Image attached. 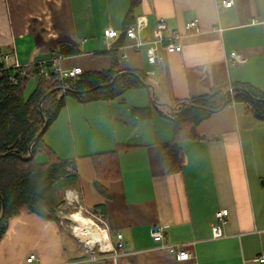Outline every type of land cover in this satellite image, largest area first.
Instances as JSON below:
<instances>
[{
  "label": "crops",
  "instance_id": "obj_1",
  "mask_svg": "<svg viewBox=\"0 0 264 264\" xmlns=\"http://www.w3.org/2000/svg\"><path fill=\"white\" fill-rule=\"evenodd\" d=\"M224 1L140 0L133 7L132 0H0V61L9 54L10 65L18 59L50 70L49 57L59 54L62 69L106 72L116 65L120 72L144 73L148 85L109 101L69 97L44 137L58 158L78 162L80 178L66 190L65 204L78 197L85 213L104 222L98 227L117 252L96 255L100 245L86 246L75 234L70 208L62 206L60 221L28 212L12 217L0 242V264H262L264 122L235 101L202 121L196 138L180 142V170L168 173L162 158V146L174 138L166 115L177 101L221 85L231 91L236 83L264 92V0H232L229 8ZM139 17L147 21L141 39H158L157 22L164 18L168 35L182 36V51L163 50L162 60L150 64L147 46L136 48L125 34ZM193 22L197 28L186 32ZM108 28L120 36L106 39ZM233 51L246 62L230 60ZM37 84L32 75L26 98ZM116 150L121 177L102 182L104 195L92 157ZM223 209L229 215L222 237L214 238L215 215ZM156 224L167 244L191 251L189 260L178 261L154 242ZM32 254L36 260L28 262Z\"/></svg>",
  "mask_w": 264,
  "mask_h": 264
},
{
  "label": "trees",
  "instance_id": "obj_2",
  "mask_svg": "<svg viewBox=\"0 0 264 264\" xmlns=\"http://www.w3.org/2000/svg\"><path fill=\"white\" fill-rule=\"evenodd\" d=\"M139 2L132 0L133 7ZM116 68L113 65L106 72H83L69 79H62L53 72L45 78L37 65L28 67L26 75L14 69L1 70L0 242L9 220L22 212L60 221L58 211L65 204L64 194L80 178L78 162L77 159L58 158L46 144L45 134L58 119L68 96L81 103L109 101L121 97L129 89L148 87L144 73L120 72ZM32 75L38 76V84L26 98V86ZM13 76L18 79L17 84L10 83ZM232 101L245 103L249 113L264 122V92L249 84H233L232 92L228 85H221L200 97L176 102L174 110L166 115L174 123V138L162 146L163 163L168 173L182 167L180 142L196 138L198 125ZM39 153H45L48 161L37 163L35 157ZM118 153L116 150L92 157L95 184L104 195H108V190L102 182L121 177ZM85 216L89 217L87 213Z\"/></svg>",
  "mask_w": 264,
  "mask_h": 264
},
{
  "label": "built area",
  "instance_id": "obj_3",
  "mask_svg": "<svg viewBox=\"0 0 264 264\" xmlns=\"http://www.w3.org/2000/svg\"><path fill=\"white\" fill-rule=\"evenodd\" d=\"M233 1H224L222 2V6L229 8L233 6ZM147 26V21L144 18H137L135 23L127 28L125 30V34L128 38L132 40H136V43L134 46L136 48H141L142 46H147V57L150 64H157L162 60V51L165 50L169 53H176L182 51V45H181V39L182 36L178 33L168 35V24L166 22V19L160 18L157 22V29L160 33V37L156 40L152 41H145L141 39V31ZM195 28H197V24L195 22L189 23L186 25L185 29L186 32H192ZM104 35L106 39H114L120 36L119 31L114 30L112 28L105 29ZM17 56V55H16ZM11 59L9 54H5L2 58V61H0V64L3 66H0V72L1 70H9L14 69L19 71L21 75H26L28 64H22L17 59L15 62L10 65L8 64L9 60ZM62 59V56L59 54L51 55L47 61L50 66V70L46 68L40 69V74L44 76L45 78H48L50 76V73L53 72L57 74L62 79H69V78H75L83 73V69L80 67H73L70 69H62L59 66V61ZM230 60L234 61L236 64H244L246 62V59L238 52L233 51L230 54ZM10 83L17 84L18 79L13 76L9 79ZM232 92V90L230 91ZM233 104H235V101H232ZM229 215V211L227 209L220 210L216 213L215 219L216 223L212 226V234L214 238H220L222 237V225L225 223L227 217ZM101 222V221H100ZM104 224V222H101ZM152 238L156 244H158L162 248L168 249L178 261H186L189 260L192 256L191 251L186 249L184 245H169L166 243V237H165V231L163 226L160 224H156L152 227ZM118 242L117 245L118 248L123 247L122 243V237L118 236ZM87 246V245H86ZM88 247V246H87ZM91 250V249H89ZM92 254L95 255V249L91 250ZM116 253V248L111 244V248H109L107 251H101L98 249V253L96 255L106 254V253ZM96 257V256H95ZM36 260L35 255H30L28 258V262H33ZM260 263H264V254L260 256L259 258Z\"/></svg>",
  "mask_w": 264,
  "mask_h": 264
},
{
  "label": "bare ground",
  "instance_id": "obj_4",
  "mask_svg": "<svg viewBox=\"0 0 264 264\" xmlns=\"http://www.w3.org/2000/svg\"><path fill=\"white\" fill-rule=\"evenodd\" d=\"M75 234L92 249L100 245L101 250L107 251L111 248L107 233L96 226L91 219L81 216L80 213H74L71 216Z\"/></svg>",
  "mask_w": 264,
  "mask_h": 264
},
{
  "label": "rangeland",
  "instance_id": "obj_5",
  "mask_svg": "<svg viewBox=\"0 0 264 264\" xmlns=\"http://www.w3.org/2000/svg\"><path fill=\"white\" fill-rule=\"evenodd\" d=\"M32 88H33V87H32V84H31V85L28 86L27 91L31 92L30 90H33ZM69 97H71V96H68L67 99H68ZM241 109H242V107H241ZM80 136H81V133H80ZM86 138H87V137H86V135L84 134V139H86ZM81 139H82V137H81ZM65 140H66V139H65ZM57 142H60V141H57ZM66 142L70 145V143H69V141H68V137H67ZM59 145H61L62 148H63V147H66V143H64V142H63V143L60 142ZM58 150H60V146L58 147ZM60 152H62V151L60 150ZM62 154H63V152H62ZM61 156H62V155H61ZM35 160H36L37 163H44V162H46V161L48 160V156H47L45 153H39V154L36 155ZM84 172H85V169H84ZM82 174H83V179L87 181V180H88V178H87V174H85V173H83V172H82ZM78 191L80 192V190H78ZM64 201H67V199L65 198ZM71 203H72L71 205H68V204H64V205H63V207H65V208H70V209H71V211H72V212H71V215L74 214V213H76V212H80V213H82V215H83L84 217L91 218L97 226H101V228L103 227V225L101 224V222H100L99 219H95L94 217H92V216H90V215H89L90 217L85 216L84 208H83V206H82V204H81V202H80V199H79L78 197H77V199L72 200ZM83 204H84V203H83ZM66 216H67V217H70V215H66ZM67 225H70V226H71V222H70V220H68ZM98 249H99V248H98Z\"/></svg>",
  "mask_w": 264,
  "mask_h": 264
},
{
  "label": "water",
  "instance_id": "obj_6",
  "mask_svg": "<svg viewBox=\"0 0 264 264\" xmlns=\"http://www.w3.org/2000/svg\"><path fill=\"white\" fill-rule=\"evenodd\" d=\"M45 128H46V127H45ZM31 158H33V157H31ZM2 217H3V215H2ZM2 217H1V218H2Z\"/></svg>",
  "mask_w": 264,
  "mask_h": 264
}]
</instances>
